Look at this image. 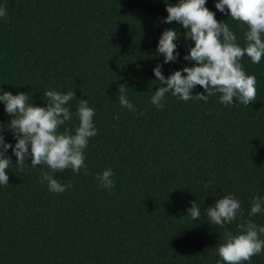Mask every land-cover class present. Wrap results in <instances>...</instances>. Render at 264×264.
Here are the masks:
<instances>
[{"label":"trees","instance_id":"trees-1","mask_svg":"<svg viewBox=\"0 0 264 264\" xmlns=\"http://www.w3.org/2000/svg\"><path fill=\"white\" fill-rule=\"evenodd\" d=\"M216 2L206 0L205 7L243 47L247 25L227 9L219 12ZM176 3L0 0L7 12L0 17V94L26 93L29 103L45 107L46 91L73 90L66 126L74 134L77 105L85 99L95 109L97 129L84 153L91 174L57 173L62 184H71L61 194L41 182L47 166L32 168L29 157L21 172L8 149L9 185H0V264H224L216 246L226 234H239L238 225L249 219L264 225V211L249 215L252 197L264 196V57L259 64L247 56L240 61L256 77V101L249 106L221 104L219 93L205 103L169 92L157 109L150 100L164 85L153 69L162 65L167 78L195 63L183 58L194 47L187 30L164 22L167 4ZM165 29L179 34L175 62L164 63L157 52ZM121 84L135 111L120 105ZM196 93L206 94L199 85ZM11 118L0 102V134L14 146L6 127ZM106 169L114 173V188L96 179ZM228 194L240 200L241 212L222 227L211 225L206 208ZM191 201L200 207V220L187 216ZM244 264H264V251Z\"/></svg>","mask_w":264,"mask_h":264},{"label":"clouds","instance_id":"clouds-1","mask_svg":"<svg viewBox=\"0 0 264 264\" xmlns=\"http://www.w3.org/2000/svg\"><path fill=\"white\" fill-rule=\"evenodd\" d=\"M206 0H177L175 5L167 4L168 13L165 23L176 22L187 31L185 39L194 41V47L188 50L183 58L195 62L192 67H184L172 72L165 78L162 65H157L154 75L161 85L152 95L150 103L157 109H162V101L169 92L187 102L192 99L208 102L209 97L221 94L219 102L226 106L239 104L249 106L256 101V77L247 74L242 67L241 59L250 58L254 64H259L264 57V0H217L215 8L227 13L233 20L247 25L245 45L241 47L236 41V35L225 22H218L215 13L205 7ZM6 7L0 6V17H6ZM179 34L174 29H165L158 41L157 52L164 57V63L175 62L179 57L176 51ZM186 74V75H185ZM199 85L206 94L196 93L193 89ZM128 88L121 84L118 89V99L122 107L135 111L134 105L127 99ZM44 99L45 107L29 103L26 93L13 95L10 92L0 94V102L5 105V112L12 118L7 129L16 141L13 146L5 142L0 134V185H9L6 169L12 165V160L6 155L9 148L16 157L18 170L23 172L27 158L31 157L32 168L47 166L48 171H42L41 182H47L49 191L61 194L71 184H62L56 178L57 173L71 169L80 174L90 175L85 164V150L89 139L97 135L93 123L95 109L89 107L88 101L80 99L77 105L76 117L78 126L73 130L67 127L73 114L67 105L76 99L73 90L67 93L48 90ZM238 106V105H237ZM64 126V130L60 131ZM5 126L0 124V129ZM114 173L106 169L96 174L103 188H114L112 179ZM211 181L205 185L211 187ZM186 209L187 216L194 221L201 219L199 205L195 201ZM264 211V196L258 193L252 197L250 216ZM241 212V202L233 194L224 195L215 201L214 206L205 210V217L211 225L223 226L236 220ZM239 234L225 235L223 243L216 246V252L224 264H244L252 257L264 251V225H257L251 219L238 225Z\"/></svg>","mask_w":264,"mask_h":264}]
</instances>
